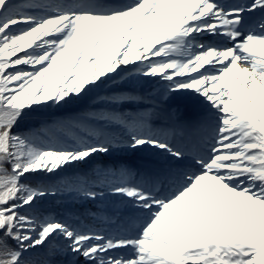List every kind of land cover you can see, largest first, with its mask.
<instances>
[{"label":"snow or ice","instance_id":"snow-or-ice-1","mask_svg":"<svg viewBox=\"0 0 264 264\" xmlns=\"http://www.w3.org/2000/svg\"><path fill=\"white\" fill-rule=\"evenodd\" d=\"M0 264H264V0H0Z\"/></svg>","mask_w":264,"mask_h":264},{"label":"rangeland","instance_id":"rangeland-1","mask_svg":"<svg viewBox=\"0 0 264 264\" xmlns=\"http://www.w3.org/2000/svg\"><path fill=\"white\" fill-rule=\"evenodd\" d=\"M117 85H119L122 89H128V86H127V85H124L122 81H117ZM91 103H93V101H91V100H86V101H84L82 104H79V105L73 106V107L70 108V109L82 110V108L88 107L89 104H91ZM121 154H122V156H119V157H118V158H120L118 162H116V157L114 156V155H116V154H114L112 157H102V158H100L99 161H98V163H100V164H113L114 162H116V163L123 162V163H126V164H127L128 157H130V156H137V155L142 156V155L139 154V153H137V154L121 153ZM121 158H122V159H121ZM127 165H128V164H127ZM90 207H95V206H93V205H84V206H82V207H81V206H76V209L82 211V212L80 213V215L77 216V217H82V216H84V215L86 214V209H87V208H90ZM71 208H72V207H71ZM73 208H75V207H73ZM63 213H64V212H63ZM74 218H75V217H74Z\"/></svg>","mask_w":264,"mask_h":264},{"label":"trees","instance_id":"trees-1","mask_svg":"<svg viewBox=\"0 0 264 264\" xmlns=\"http://www.w3.org/2000/svg\"><path fill=\"white\" fill-rule=\"evenodd\" d=\"M83 109H85V108H82V110H83ZM82 110H79V111H82ZM73 111H78V110H73ZM73 111H71V112H73ZM71 112L60 113V114H58V115H67V114H69V113H71ZM36 123H38V121H28V122H26L25 127H31V126H34V124H36Z\"/></svg>","mask_w":264,"mask_h":264},{"label":"bare ground","instance_id":"bare-ground-1","mask_svg":"<svg viewBox=\"0 0 264 264\" xmlns=\"http://www.w3.org/2000/svg\"><path fill=\"white\" fill-rule=\"evenodd\" d=\"M116 155H114L115 157H119V156H122L121 153H115Z\"/></svg>","mask_w":264,"mask_h":264}]
</instances>
